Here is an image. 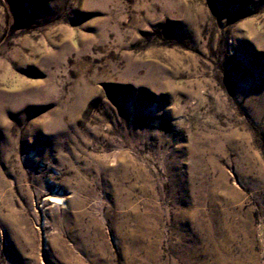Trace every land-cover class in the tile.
<instances>
[{"label":"rangeland","instance_id":"1","mask_svg":"<svg viewBox=\"0 0 264 264\" xmlns=\"http://www.w3.org/2000/svg\"><path fill=\"white\" fill-rule=\"evenodd\" d=\"M0 264H264V0H0Z\"/></svg>","mask_w":264,"mask_h":264},{"label":"bare ground","instance_id":"2","mask_svg":"<svg viewBox=\"0 0 264 264\" xmlns=\"http://www.w3.org/2000/svg\"><path fill=\"white\" fill-rule=\"evenodd\" d=\"M221 255V254H220Z\"/></svg>","mask_w":264,"mask_h":264}]
</instances>
